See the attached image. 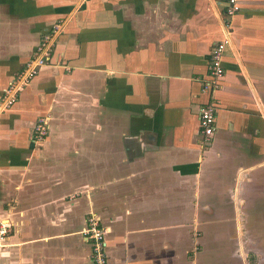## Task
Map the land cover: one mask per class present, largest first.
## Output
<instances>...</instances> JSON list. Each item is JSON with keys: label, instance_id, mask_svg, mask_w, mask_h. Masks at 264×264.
<instances>
[{"label": "crops", "instance_id": "obj_1", "mask_svg": "<svg viewBox=\"0 0 264 264\" xmlns=\"http://www.w3.org/2000/svg\"><path fill=\"white\" fill-rule=\"evenodd\" d=\"M238 3L210 94L226 0H0V98L60 24L0 115V264H91L90 214L109 264H264V0Z\"/></svg>", "mask_w": 264, "mask_h": 264}, {"label": "built area", "instance_id": "obj_2", "mask_svg": "<svg viewBox=\"0 0 264 264\" xmlns=\"http://www.w3.org/2000/svg\"><path fill=\"white\" fill-rule=\"evenodd\" d=\"M239 12L240 5L238 0H226L222 17L224 33L222 34V39L212 48L207 70L208 79L203 85V91L207 93L212 94L217 91L224 76V52L231 42L232 19ZM59 34L60 24L53 25L51 30L41 39L35 52L26 62L23 70L8 83L0 98V115L17 102L19 94L38 75L39 70L50 63L55 41ZM215 109L212 104H208L200 109L198 137L203 143L210 140L214 133ZM48 134V119L39 118L33 128V140L35 142L41 141ZM11 234L12 222L9 220H0V248L6 246V242ZM107 234H109L108 227L104 226L98 217L90 214L81 231V236L91 245V264H109L106 253Z\"/></svg>", "mask_w": 264, "mask_h": 264}]
</instances>
